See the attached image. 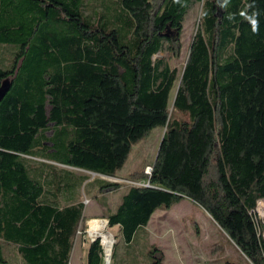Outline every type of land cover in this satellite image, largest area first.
<instances>
[{"label": "trees", "instance_id": "obj_1", "mask_svg": "<svg viewBox=\"0 0 264 264\" xmlns=\"http://www.w3.org/2000/svg\"><path fill=\"white\" fill-rule=\"evenodd\" d=\"M112 2L93 15L87 0H0V48L13 56L0 58V87L12 82L0 104V264L8 245L24 264H70L86 208L72 192L90 178L59 166L116 178L159 127L153 174L135 177L150 186H131L104 216L109 227L130 244L158 210L187 198L240 252L224 264H264L254 218L264 201V0ZM197 2L180 72L158 55L168 45L180 56ZM253 11L256 33L242 15ZM94 182L101 193L121 187ZM104 250L93 242L88 263L104 264ZM150 257L165 262L159 247Z\"/></svg>", "mask_w": 264, "mask_h": 264}, {"label": "rangeland", "instance_id": "obj_2", "mask_svg": "<svg viewBox=\"0 0 264 264\" xmlns=\"http://www.w3.org/2000/svg\"><path fill=\"white\" fill-rule=\"evenodd\" d=\"M90 12H102L113 6L112 0H87ZM202 4L195 3L187 14L183 23L182 50L179 57L172 58L165 46L158 58L167 61L171 67L183 71L191 50L192 43L200 26ZM0 48V58L12 59L10 53H4ZM176 90L173 92L171 104L173 105ZM180 118L181 116L178 115ZM166 129L161 127L152 130L147 137L133 147L132 153L125 167L117 173L116 178H109L92 172L72 168L64 169L75 175L87 176L90 180L80 189L72 192L73 198L80 199L86 206L84 220L75 239V246L70 264H89L88 251L93 243L90 233L92 220L104 219L111 212H115L121 204L124 195L131 186L148 184L150 176L147 170L153 167L163 141ZM51 135V133H49ZM65 168L64 166H59ZM145 179H135L138 176ZM135 179V180H134ZM104 180L121 184L120 189L114 192H100L101 182ZM89 184V185H87ZM185 198L182 202L174 204L170 210H158L147 227L140 228L130 244L126 242L119 227L105 229L115 238L110 264H151L150 251L152 247H159L165 255L164 264H224L228 260L238 261L241 254L228 236L220 229L213 219L199 206L192 205ZM263 202V201H261ZM258 207L254 213L256 223L264 224ZM188 203V204H187ZM260 234L264 237V231ZM101 244L104 248L101 238ZM97 239V240H98ZM105 252V251H104ZM5 253L9 264H24L16 247L5 246ZM104 253V264H106Z\"/></svg>", "mask_w": 264, "mask_h": 264}, {"label": "bare ground", "instance_id": "obj_3", "mask_svg": "<svg viewBox=\"0 0 264 264\" xmlns=\"http://www.w3.org/2000/svg\"><path fill=\"white\" fill-rule=\"evenodd\" d=\"M259 212L262 218L264 219V201L261 202L260 204ZM89 224H90V233L92 237L101 238L103 240V243L105 245V253L107 255L106 264H110L112 251L115 244V238L111 233L105 231V229L108 226L107 221L92 220L89 222Z\"/></svg>", "mask_w": 264, "mask_h": 264}, {"label": "clouds", "instance_id": "obj_4", "mask_svg": "<svg viewBox=\"0 0 264 264\" xmlns=\"http://www.w3.org/2000/svg\"><path fill=\"white\" fill-rule=\"evenodd\" d=\"M228 4V0H224V3L222 5H220L221 7H226ZM247 7L251 8L252 5H248ZM242 15L244 16L245 19H247L249 21V23L252 26V31L253 33H256L258 31V12L257 11H253L251 13V15H248L246 12L242 13ZM232 17L230 16L229 19H231Z\"/></svg>", "mask_w": 264, "mask_h": 264}, {"label": "water", "instance_id": "obj_5", "mask_svg": "<svg viewBox=\"0 0 264 264\" xmlns=\"http://www.w3.org/2000/svg\"><path fill=\"white\" fill-rule=\"evenodd\" d=\"M12 87V82L10 79L5 80L1 87H0V104L2 103V101L4 100V98L6 97V95L9 93L10 89ZM163 143V141H162ZM162 145V144H161ZM95 174V173H93ZM108 223V222H107ZM98 239V238H97ZM97 239H95L93 242H95Z\"/></svg>", "mask_w": 264, "mask_h": 264}, {"label": "built area", "instance_id": "obj_6", "mask_svg": "<svg viewBox=\"0 0 264 264\" xmlns=\"http://www.w3.org/2000/svg\"><path fill=\"white\" fill-rule=\"evenodd\" d=\"M150 177L152 176V174H153V167H151V168H149L148 170H147V172H146ZM140 186H146V187H149L150 186V184L148 183V184H141ZM97 239V238H96ZM95 239H93V241H94ZM105 251V250H104Z\"/></svg>", "mask_w": 264, "mask_h": 264}, {"label": "crops", "instance_id": "obj_7", "mask_svg": "<svg viewBox=\"0 0 264 264\" xmlns=\"http://www.w3.org/2000/svg\"><path fill=\"white\" fill-rule=\"evenodd\" d=\"M64 169H70V170H72V168H70V167H65ZM186 201H188V202H190L192 205H196L194 202H192L191 200H186ZM188 204V203H187ZM74 250V249H73ZM73 254V253H72Z\"/></svg>", "mask_w": 264, "mask_h": 264}]
</instances>
